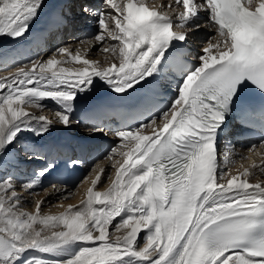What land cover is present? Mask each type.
Here are the masks:
<instances>
[{"label": "snow or ice", "instance_id": "6c2138e0", "mask_svg": "<svg viewBox=\"0 0 264 264\" xmlns=\"http://www.w3.org/2000/svg\"><path fill=\"white\" fill-rule=\"evenodd\" d=\"M52 3L59 5L54 14L57 30H66L75 20L93 23L98 29L94 38L80 43L95 48L94 41L102 42L99 51L112 53L105 63L118 61V67L111 64L113 75L103 68L91 74L85 69L75 80L63 75L64 69L49 75L45 70L57 64L56 53L69 51L54 45L50 58L37 53L30 59L31 68L39 71L28 70L26 64L0 78V264H45L28 253L52 257L75 244L79 250L73 255L52 258L50 264H264V181L254 168V185L247 179L237 183V177L228 178L220 166V158L228 161L235 151V143L227 139L234 113L248 127L259 124L264 130V0H173L159 5L158 11L137 7L132 0L122 7L114 0ZM44 4L45 0H0V37L23 42L32 36ZM106 28L110 40L104 35ZM197 40L199 51L193 49ZM185 51L197 61L191 67L180 62ZM170 67L179 78L166 105L157 107L144 95L149 114L137 119L135 127H88L89 135L111 132L127 141L124 147L129 150L119 153L122 159L110 162L115 178L105 175L110 189L89 188L82 206L69 205V212L59 217L37 220L22 210L18 190H32L38 181L18 182L7 174L9 166L20 163L9 147L21 132L33 131L29 122H42L34 132L37 136L53 124L42 115L14 108L15 102L28 98L27 103L43 108L47 98L63 104V111L55 114L68 128L77 94L91 91L95 80L118 97H132L146 87L164 88L165 69ZM249 90L260 97L259 105ZM7 113L11 119L5 127ZM118 147L119 139L106 158ZM257 147L264 150V137L248 151ZM25 156L38 158L28 150ZM80 163L70 161L72 166ZM54 167L49 163L38 175ZM258 173L264 176V164ZM243 176H249L247 169ZM100 180L97 175L92 184ZM37 223L58 230L42 235L43 229L33 227ZM121 229H126L123 236L116 234Z\"/></svg>", "mask_w": 264, "mask_h": 264}, {"label": "bare ground", "instance_id": "6f19581e", "mask_svg": "<svg viewBox=\"0 0 264 264\" xmlns=\"http://www.w3.org/2000/svg\"><path fill=\"white\" fill-rule=\"evenodd\" d=\"M47 1L48 0H45L44 6L46 5ZM39 20L40 19H38V21L36 22L34 28L32 29L34 34L32 36L28 37L24 41L25 44H19V45L15 46V47L9 48V44L7 43L6 45H4V42L6 43L7 40L10 42L11 39H8L6 37H0V62H1L0 66L8 65L7 63H4V62H6L5 59L7 57H11L9 59V63L12 62V61H17V59H20L21 61L25 60L23 58L26 57V56H24V55L22 56L21 53L23 54V52L26 51L27 46L36 44L35 48H40V51H42V52L44 51V49H48L50 47V46H48L49 43H48V45H46V42H47V40H50L54 36L50 34V31H46V33L38 31V30L42 29V26L38 25ZM90 23L91 22H89V24ZM89 24L87 25V27H85V29H82V30H79V29L76 28L75 30H71V31L66 32V31H64V29H59V30H56L55 33L56 32H60V37L59 38L60 39H63V38L65 39L66 38L65 39L66 42H68V44L74 45V48L77 47V44L81 45V48H80L81 50L80 51L87 52L84 55V57H83L84 60L88 59L90 61L91 60L92 61L95 60L97 62H100V65L103 67V70L108 71L109 75H113L114 74V69L111 68V64L112 63H116L117 67H118V61H110L108 63H105V58L106 57H110L112 55L111 50H109L108 52L99 51V53H96L95 52V51H97L96 49H98V47L101 46L102 42L94 41V43L96 45L95 48H90L87 45V43H80V41L85 40V38L93 37L90 29H87L90 26ZM92 24L93 23H91L90 27H92ZM107 31H108V29H107ZM107 31L104 33V35L106 36L107 39L110 40V38L107 37ZM204 31H206V30H204ZM203 35H204V32L201 33V37H203ZM43 37H44V39H46V41L42 44L40 42V40ZM59 38H56V40H58ZM35 40H37L40 44L35 43L34 42ZM195 42L198 43V44H201L199 40H197ZM50 43H52V41H50ZM11 45H13V44H11ZM25 45H26V48L24 47ZM5 46H6V48H5ZM47 46H48V48H47ZM55 46H58V45L56 44ZM76 49H79V46ZM199 49L200 48H196L195 51H199ZM211 51H212V54H215V50L214 49L211 50ZM77 52L78 51H76V53ZM117 52H118V49H117ZM13 53H16L17 55H20V56H17V55L15 56V55H13ZM80 58L82 60V57H80ZM1 64H3V65H1ZM28 70H33V69L29 68ZM84 70H85V68L77 71L76 72V74H77L76 76H78L80 71H84ZM17 71H19V68H14L13 67L12 70H10L8 72H10V75H11L13 73H16ZM1 78H5V77H1ZM73 80H75V79H73ZM109 91H111V90L106 85H104L102 82H100L97 79V80L94 81V86L92 87V90L88 91V92H85L83 94H79L78 93L77 96H76V99H75V101L73 103H75V104L78 103V104L81 105V104H85V103L91 102L94 99L103 100L104 101V100L109 99L107 97V93ZM26 103L27 102L25 101V98H24V102H15L13 104V107L17 108V109L25 108L26 107ZM42 103L44 105L43 108H40L37 105H36L35 108H38L39 111H41V110L46 111L47 110L48 112L53 110L54 108H56V109L59 108L60 111H63V109H64V105L63 104H58V103L53 102V101H51V100H49L47 98L45 100H43ZM8 119H11V113H7L5 127L8 126V124H7V120ZM71 119L73 120V124H72L71 127H68V128H64L63 127V128H61L60 126L59 127H54L53 126V127H51L53 131L52 132L49 131L50 134H46L45 133V134H43L41 136H37V135L33 134L34 137H35V139H34L35 143H34V145H32L30 147V150H32V153L35 152V154L38 155L39 157L42 156V159L44 160L45 168L47 167V164L56 163L57 161L60 160L59 155L62 154L63 148L58 143L70 144L71 147L74 148L75 151H72V153H71V159H73L74 161L78 160L77 151H78L79 145L80 146L81 145H86L85 148L88 147L91 150L87 154V156L85 154L83 162H81L79 164L80 167H81L80 170H79V175L81 173L82 174L80 176L79 181L77 182V185L74 187V188H76L78 186V188L76 190L68 191V189H67L68 186H66V185H64V187H62L63 186L62 183H60L58 181H55L53 179V177L51 176L50 171L47 172V174H45V176L42 179H39L37 184H39L41 186L42 185L44 186L45 183L47 184L48 182H52L54 184L53 185L54 189L52 188L53 190L51 189L49 192L46 191L44 193H41V195L43 197L42 203H46V201L49 200V199H55V200H57V199L59 200L60 199V201H61L63 198L64 199L66 198V200H67V202H65V200L63 201L64 202V204H63L64 206L63 207H64L65 210L62 211L60 209L61 211L59 210L57 212L58 213L57 217L68 213L69 212V207H68L69 205H72L74 208L76 206H82V204L81 205L78 204L77 201L80 200L81 197L85 196V194H87V190L89 189L88 185L93 180L96 179L97 175H99V172H98L99 168L103 164H105V162L100 160L98 158V156L100 154H102L105 151V149H108L109 146H110V144L108 142H100V138L95 139L94 137L97 136L98 134H95V136L94 135L88 136L89 134L88 135H84L83 131L85 129L83 127L84 125H82V122L80 120H77V119L73 118V117H71ZM75 121H79V123H75ZM36 125H37V127H35L36 128L35 131H38V130H40L41 127H43V124H37L36 123ZM36 125L34 124V126H36ZM76 132H77V135L75 134ZM19 141L20 140L18 138V140H17V142L15 143L14 146H17V143H19ZM74 143H75V147H73ZM234 143H235V151L230 153L231 156L229 157L230 169H232L231 167L233 165H234V167L237 166V164L240 163L241 161H249V159H251V157L253 156V154L250 153L251 151H248V148L241 147L240 140L238 138L234 140ZM96 146H97V149L95 150ZM105 146H106V148H105ZM94 150H95V152H94ZM255 153H257V149H256ZM263 156H264V150H263ZM241 157H247V159H242ZM259 159L263 160L264 157L260 156ZM78 161H80V160H78ZM225 163H226V161H225ZM262 164H264V160H263ZM256 170H257V175H258L259 174L258 173V168H256ZM85 173H87V177L85 178V180H83L84 181L83 182L81 180L84 177V175H86ZM82 175H83V177H82ZM104 177H105V175L103 174L102 179H101L102 181H103ZM112 177L115 178V169L114 168H113V171H112ZM236 177L237 178L243 177V173L240 176H236ZM248 178H249L250 181H253V184H254V182L256 183V181L253 180L251 176H248ZM258 178H259L260 181H264V176H260ZM106 183L109 186L108 189H110L111 186L109 184L111 182L108 181ZM95 186H98L99 189L100 188L101 189H105L107 187V185H103V184L101 185L100 181L97 182V184ZM108 189H106V190H108ZM106 190H104V191H106ZM249 190H252V189H249ZM104 191L102 190L101 192H104ZM23 204H24V206L27 205L26 203H23ZM51 226H52V224H51ZM59 227L62 228L63 225L60 224ZM57 228H58V222H57ZM57 228H53L52 227L53 231L58 230ZM123 230H122L123 234L121 233L120 236H123V235L126 234V229H123ZM141 234H143V231L141 232ZM78 250H79V245L75 244V245H70V246H67V247L61 249L59 252L53 254L52 257H49V255L46 254V253H35V254H33V253L29 252L28 255H30V256L31 255H35L37 258H43L44 261H45V264H50V259H52V258L67 259V258H69L70 255H73Z\"/></svg>", "mask_w": 264, "mask_h": 264}, {"label": "rangeland", "instance_id": "374dc122", "mask_svg": "<svg viewBox=\"0 0 264 264\" xmlns=\"http://www.w3.org/2000/svg\"><path fill=\"white\" fill-rule=\"evenodd\" d=\"M89 25L91 26V23ZM90 26L87 29H90V31H91V33H92V35L94 37L96 32L98 31V29L93 24H92V27H90ZM106 30H107V28H106ZM7 41H6V43L4 42V45H6L8 43L9 44V48L15 47V46H17L19 44H25L24 41L23 42H18V41H14V40H10V42L9 41L7 42ZM48 41H51V40H47V42ZM34 42L37 43V44H40L37 40H35ZM47 42H46V45H48ZM61 42H59L60 45H58L57 47H60V46L68 47L69 51L65 52V53H56L57 64L54 67H52L51 69H46L45 71L47 72V74L50 75L52 72H58L59 73L61 71V69H64L66 71L63 73V75H65L69 79L73 80V79H76L78 77V76H76L77 75L76 72L81 70V69H83V68H85V69L87 68V71L89 72V74H91L93 70L99 71V70H101L103 68L100 65V62H97L95 64H93V63L84 64L83 63V61H84L83 57H84V55L87 52L80 51L81 50L80 49L81 45L77 44V47L79 46V49H76L77 47L74 48V45L68 44V42H66V40H63ZM11 44H13V45H11ZM35 46H36V44L27 46V48H26V45L24 46L26 48V51L23 52V54L21 53V55L22 56L23 55L26 56V57L23 58L25 60L21 61L20 59H17V61H12V62L9 63V59L11 57H7L5 59L6 62H4V63H7L8 65L0 66V78L9 76L10 72H8V71L12 70L13 67L14 68H20V67H24V65L27 64L28 65V69L31 68L30 67L31 64L29 63V61H30V59H35L37 57V53H39V56L43 57L44 59L50 58L51 55L53 54L54 49H53V51H49V48L52 47L51 43H49V45H48L50 47L48 48V46H47L48 49H44L43 52L40 51V48H35ZM100 47L101 46H99L98 49H96L97 50V51H95L96 53H99ZM198 47H201V44H199ZM5 48H6V46H5ZM76 51H78V52L76 53ZM13 55L16 56L17 54L13 53ZM77 55L82 57V60H81V58H80V60H76L75 57ZM17 56H20V55H17ZM86 60H88V59H86ZM1 65H3V64H1ZM34 70L35 71H39V68L33 69V71ZM27 99L28 98H25L26 102L28 101ZM35 107H36V105H32V104L26 103V107L23 108V110L25 112L29 113L30 115H35V116H41L42 115L47 120L51 121L54 127H59L60 126L61 128H63V126L59 124L58 117L55 114V111H60L59 108L58 109L54 108L53 110L48 112L47 110L46 111H44V110L39 111L38 108H35ZM36 123L37 124H42V122H40V121H31V122H29L27 124V126L30 127L31 129H33V131H23V132H21L19 137H18L20 141H19V143H17V146H10L9 147V151L12 152L14 155L19 157L20 163L18 165H15V166H9V170H8L7 174L8 175H12L15 179L18 180V182L19 181H21V182L29 181V180H33V179L39 181V179H42L45 176V175H43L41 177V176L38 175V172L40 170L45 169L44 160L42 159V156L39 157L38 155L35 154V152H33V155L37 156L39 159L38 158L28 159L25 156V150H28V151L32 152V150H30V147L32 145H34V143H35V140H34L35 137H34L33 134H34V131L36 129L35 127H37ZM34 124L36 126H34ZM87 130H88V128L86 127L85 131H87ZM49 131L52 132L53 131L52 128H50L46 132V134H50ZM75 134L77 135V132ZM88 134H89V131L87 132V135ZM97 134L98 135L95 138H97V139L101 138L100 142H108V141L111 142L109 148L105 149V151L98 156V158L100 160L105 162V164H103L99 168V171H98L99 175H101V179H102L103 175L101 174L100 169L103 168V169L106 170V173L104 175L109 174V173L112 175L113 168L110 167V162L111 163H115L116 160L122 159V157L119 155L120 151H127L128 149H126L124 147V145L127 143V141L124 140L123 138L115 137L111 132L108 133L106 136L102 132H98ZM88 136H90V135H88ZM117 139H119V147L117 148V151L115 153H112L111 157H107L106 158V153L113 146V144L116 143ZM73 147H75V143L73 144ZM221 160L224 162L222 167H224L228 178H231L232 176H237L238 174H242L240 169L243 168L246 165V163L241 162V164L238 163L237 166H235V167L233 165L231 167L232 169H230L229 162L226 161V163H225V161L223 160V157H222ZM261 164L257 165V168ZM87 173H85L86 175H84V177L82 175L83 178L81 177L82 178L81 181L85 180V178L87 177ZM238 176H240V175H238ZM101 181L102 180H100L101 185L102 184L103 185H107V187L105 189H101V188L99 189V187L93 185L92 182L88 185L89 186L88 188H91L93 191H99V190L100 191H102V190L104 191V190L108 189L109 186L106 183L108 181L105 180V177L103 178V181L102 182ZM53 185L54 184L52 182H48L47 184L45 183L44 186L43 185L41 186V185L37 184L36 186H34V188L32 190H27V189L18 190V194L23 198L22 201H21L22 210L24 212H26V213L35 215L37 217V220L43 218L44 216H56L57 217V214H58L57 212L60 209L62 211L65 210L64 207H63L64 206L63 205L64 204L63 201L65 200V202H67L66 198L65 199L63 198L61 201H60V199L59 200L58 199L57 200L49 199V200L46 201V203H42L43 197H42L41 193H44L46 191L49 192L52 188L54 189ZM64 185L68 186V188H67L68 191H74V190H76L78 188V186L76 188H74L77 184H75L74 186H69L67 184H64ZM64 185L62 187H64ZM109 185L111 186V183ZM86 200H87V194H85V196L81 197L80 200H78L77 202H78V204L81 205L82 202H85ZM38 202H39V207H37V203ZM23 203H26L27 205L24 206ZM116 219L118 220L119 218L117 217ZM33 227H35L37 229H43L42 235H51V232L53 231L51 224L45 226V225H41V224L37 223V224H34ZM122 230L123 229H121L116 234L117 235H121V233L124 231V230L123 231ZM111 231H112V229L110 228V232Z\"/></svg>", "mask_w": 264, "mask_h": 264}]
</instances>
